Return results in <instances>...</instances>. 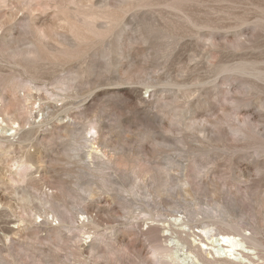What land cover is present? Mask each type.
I'll return each instance as SVG.
<instances>
[{
  "label": "rangeland",
  "instance_id": "1",
  "mask_svg": "<svg viewBox=\"0 0 264 264\" xmlns=\"http://www.w3.org/2000/svg\"><path fill=\"white\" fill-rule=\"evenodd\" d=\"M0 169V264H264V0H0Z\"/></svg>",
  "mask_w": 264,
  "mask_h": 264
},
{
  "label": "bare ground",
  "instance_id": "2",
  "mask_svg": "<svg viewBox=\"0 0 264 264\" xmlns=\"http://www.w3.org/2000/svg\"><path fill=\"white\" fill-rule=\"evenodd\" d=\"M206 124H207V120L206 121L205 120L200 121V123L198 124L199 132L203 131L205 129V126H207ZM94 129H95V127H94ZM172 179H174V178H172ZM185 179L178 178L177 180H178V182H181L184 185H190L191 178H190V180L189 179L185 180ZM247 188H248V186H247ZM86 190H84V191H86ZM94 193H95L94 191L93 192L90 191V197H92V200H93ZM89 206H88V208H92V205L89 204ZM181 214H183V213H181ZM185 216H187V215H185ZM56 217H59V216L57 215ZM57 220H60V219L57 218ZM185 220H186V218L185 219L180 218V222L183 221L184 222L183 224L188 226L187 224H185V222H186ZM171 222H172V219H171ZM88 223H90V222H88ZM173 223H174V220H173ZM200 223H202V221ZM226 223H227V221H226ZM178 224H179V222H178ZM190 227H189V230H191ZM211 227L204 226V227H202L200 232H197V234H196V232H192V234L187 235V233L185 232L186 235H184V234L182 235L183 232H181V234H177L175 237L170 238V242H171L170 247L166 246L165 244H164L165 246H163V247H161V246L157 247L156 253L159 254V256L162 258L161 264H170L171 262L177 263V261L179 260V258L177 257V254L179 252H183L184 255H187L190 258V261L188 263H184V261H183L181 264H250L249 262H251V260H252L251 257L254 255L255 252H253V249H254L253 247H251L253 249H250L248 247V244L251 242V240L254 237H252L251 235L247 236L240 228H238L237 226L231 225V224L226 225V227L225 226H219L216 228H211ZM153 230H155V229H153ZM198 230H200V229H198ZM157 231H160V229ZM157 231H156V233H157ZM156 233H154V234H156ZM192 236H194V239L191 238ZM155 237H156V235H155ZM196 237H199V239H198L199 243L198 244L196 243V240H197ZM191 239H193V240H191ZM174 250H176V252H173ZM139 251H141V250H139ZM16 261H18V260H16ZM46 263H49V262H46Z\"/></svg>",
  "mask_w": 264,
  "mask_h": 264
}]
</instances>
